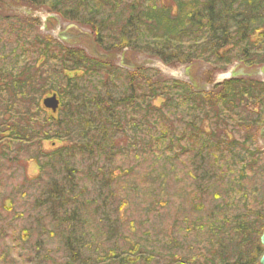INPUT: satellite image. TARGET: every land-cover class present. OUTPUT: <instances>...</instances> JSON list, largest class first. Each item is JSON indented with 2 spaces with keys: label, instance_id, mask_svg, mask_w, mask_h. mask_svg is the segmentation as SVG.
Returning <instances> with one entry per match:
<instances>
[{
  "label": "trees",
  "instance_id": "obj_1",
  "mask_svg": "<svg viewBox=\"0 0 264 264\" xmlns=\"http://www.w3.org/2000/svg\"><path fill=\"white\" fill-rule=\"evenodd\" d=\"M6 2L0 1V161L28 150L21 160L24 168L32 162L38 175L45 164L65 171L64 178L51 177L45 192L50 202L46 210L54 228L63 233L58 236L65 239V264H150L153 252L136 242L122 251L116 249V241L105 245L123 220L118 216L109 221L103 205L114 196L115 174L127 172L120 163L111 167L124 147L141 142L140 150L146 148L167 164L178 156L172 150L171 134L167 136L166 114L187 130L180 150L198 159L195 171L200 169V177L194 178L204 180L209 192L214 184L221 187L220 193H212L216 202L193 208L198 215L183 230L190 228L198 246L173 264H258L264 184L253 188V201H248L243 179L245 166L256 167L264 158V149L250 151L247 145L264 125V77H230L210 88L195 89L190 82L164 77L145 63L121 67L116 55L127 50L132 57L141 53L168 66L202 62L212 73L223 72L234 62L259 67L264 64V0ZM20 7H45L62 20L87 28L101 54L57 41L40 30L39 18L19 12ZM51 93L59 99L54 114L40 103ZM148 125L165 128L151 142H143L139 130L148 131ZM128 130L135 133L131 140ZM181 140L176 138L178 143ZM45 142L50 148L43 147ZM247 151L246 162L239 153ZM237 166L239 173L234 176ZM157 173L163 188L165 173ZM78 174L98 189L95 197L80 200L81 194L73 190ZM109 206L117 213L127 204L109 202ZM182 217L184 213L178 217L183 223ZM22 248L3 242L0 264H16L12 254L16 249L24 252Z\"/></svg>",
  "mask_w": 264,
  "mask_h": 264
},
{
  "label": "rangeland",
  "instance_id": "obj_2",
  "mask_svg": "<svg viewBox=\"0 0 264 264\" xmlns=\"http://www.w3.org/2000/svg\"><path fill=\"white\" fill-rule=\"evenodd\" d=\"M0 1L8 4L7 0ZM30 10L27 7L18 9L21 13L31 12L33 16L39 18L41 31L49 33L51 36H55L61 31H64V33L73 32L76 35L77 33H83L82 36L74 39L75 44L86 48L87 52L94 51L95 47L91 42L88 29L76 25L70 26L68 21L60 19L45 7ZM123 56L122 54L118 55L116 61L120 62L124 58ZM130 59L133 62L145 63L157 68L164 77L190 82L195 89L210 88L213 84L229 78L232 73L237 76L238 70L242 68L239 66L233 69L228 68L225 72L212 73L211 68L202 62L168 66L157 59H149L141 53H136V56ZM244 71L248 74L247 76L255 79H262L264 76L260 72V67L249 68ZM159 101L157 99L154 104L158 105ZM165 118L164 125L169 128L167 136L171 134L174 143L172 150L178 156L172 157L167 161V164L163 157L158 159L155 154H151L146 148L140 150L141 144L138 143L141 142H134L135 144L129 149L124 147L119 159H115L111 167H115L116 164L120 163L124 165L122 168L127 172L120 171L115 174L118 177H115L112 183L114 196L110 197L109 201L107 200L103 205L108 212L107 218L109 221L113 222L119 218L123 220L119 225L121 229L117 232L114 231L111 239L105 245H111L113 241H116V249L122 251L129 247L131 241L136 242L138 247H142L141 249H149L153 252L154 257L151 259L150 264L157 262L158 264H173L174 260H183L189 253L194 251L198 246V242L195 237L193 238V234L189 233L190 228L187 232L183 230V225L186 227L192 225L191 218L198 215L194 213V207L197 209L200 205H202V208L203 206L209 207L212 202H216L212 199V193L221 192V187L218 184H212L213 186L209 192L203 186L204 180L194 178L200 177V169L195 171L198 159L192 160L189 152L180 150L186 143V139L182 135L187 130L183 129L184 125H181L176 117L166 114ZM146 128L148 131L139 130L142 132L139 137L143 139L141 140L143 142H151L165 127L157 125L152 128L148 125ZM259 130L256 137L252 138V142L247 144L250 151L259 152L264 149ZM192 132L194 131L192 130ZM134 134L133 131L130 133L128 130L126 136L131 140V135ZM238 135L237 139L239 138L238 140L241 141L242 136ZM177 137L182 139L181 142L176 141ZM211 141L213 143V140ZM54 144L58 145V143ZM43 147L50 148V143L45 142ZM154 149L156 150V144ZM178 151L181 152L178 153ZM28 154V150L25 153L22 151L19 156L17 153H13L14 159L0 161V246L3 245V242L9 247L13 244L23 246L24 252L16 249L12 254L16 264H27L29 261H34L37 264H65L68 257L64 244L65 239H60L58 235L63 233L54 228V219L46 210L50 202L45 196V192L51 184L50 181L54 179L51 177L59 179L61 176L64 178L62 175L65 171L59 170L57 166L52 168L49 164H45L43 171L38 175V171L32 162L27 164V168L22 166L24 163L21 160ZM249 154V151L245 154L239 153V157L244 158L247 162L246 155ZM249 160L250 157L248 165ZM82 167L85 168L86 164H83ZM238 169L239 166L236 170ZM263 169V157L257 162L256 167L246 165L244 168L246 177L243 179V184L247 190L248 201H253L255 195L252 193L253 188L256 185L263 186L264 184ZM157 172L165 173L163 188H159L162 179ZM238 173L239 170L235 171L234 176ZM37 175L38 177H36ZM205 179L207 181V178ZM75 180L76 182L73 181L75 187L73 190L81 194L80 200L86 201L98 194V189L86 176L78 174ZM231 185L232 183H230ZM3 201L5 207L10 205L9 208L4 207ZM119 201L125 202L127 207L122 206L119 209L121 212L117 210V213H114L109 208V202L115 204ZM73 203L74 200L70 205H73ZM148 204L150 206H147ZM87 211L88 215L89 210ZM98 211L101 212L100 209ZM183 213L182 223L178 217ZM91 223L94 224L95 221L92 220ZM65 226L62 227L65 229ZM115 228L110 226V229ZM96 231L100 232L101 229L99 228ZM93 232H95V229H93ZM25 234L27 237L23 238ZM95 238L97 239L96 235ZM68 244L70 245L71 242ZM259 246L261 251H264V246L260 244Z\"/></svg>",
  "mask_w": 264,
  "mask_h": 264
},
{
  "label": "water",
  "instance_id": "obj_3",
  "mask_svg": "<svg viewBox=\"0 0 264 264\" xmlns=\"http://www.w3.org/2000/svg\"><path fill=\"white\" fill-rule=\"evenodd\" d=\"M41 106L42 108L50 111L51 113H55L59 106L57 95L55 93H51L50 95L44 96L41 99ZM261 136L264 138V127L261 129ZM259 241H260V244L264 245V231L262 232L259 238ZM259 264H264V253L261 255L259 259Z\"/></svg>",
  "mask_w": 264,
  "mask_h": 264
},
{
  "label": "flooded vegetation",
  "instance_id": "obj_4",
  "mask_svg": "<svg viewBox=\"0 0 264 264\" xmlns=\"http://www.w3.org/2000/svg\"><path fill=\"white\" fill-rule=\"evenodd\" d=\"M262 69V68H261ZM240 73V72H239Z\"/></svg>",
  "mask_w": 264,
  "mask_h": 264
}]
</instances>
